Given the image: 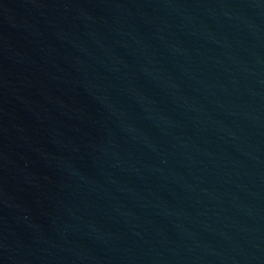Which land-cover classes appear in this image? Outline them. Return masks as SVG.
Instances as JSON below:
<instances>
[{"label": "water", "instance_id": "1", "mask_svg": "<svg viewBox=\"0 0 264 264\" xmlns=\"http://www.w3.org/2000/svg\"><path fill=\"white\" fill-rule=\"evenodd\" d=\"M0 264H264V0H0Z\"/></svg>", "mask_w": 264, "mask_h": 264}]
</instances>
